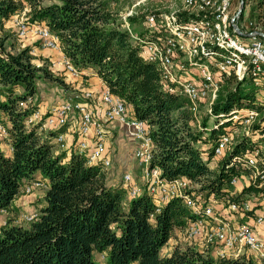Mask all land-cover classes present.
<instances>
[{
    "label": "trees",
    "instance_id": "1",
    "mask_svg": "<svg viewBox=\"0 0 264 264\" xmlns=\"http://www.w3.org/2000/svg\"><path fill=\"white\" fill-rule=\"evenodd\" d=\"M44 1L0 0V121L8 131L3 141L11 150L6 154L0 148V213L16 210L13 200L25 185L35 180L46 183L36 218L23 225L9 216L0 224V264H255L244 256L218 259L211 254L212 243L205 250L176 246L161 256L173 230L195 217L180 198L169 199L159 210L146 191L129 198L124 185L108 183L101 164H90L85 155L74 152L67 157L66 151L53 147L51 138L66 124L47 133L26 127L32 109L19 102L35 94L41 69L32 63L29 46L7 50L6 26L24 9L27 21L46 24L78 72L99 77L145 123L152 140L150 166L167 180L184 178L195 185L196 193L204 198L214 195L225 204L260 196L253 184L243 186L237 195L229 189L231 176L249 172L231 164V152L251 150L253 145L239 138L233 150L226 149L218 158L213 154L218 135L232 127L230 111L254 105V87L245 86L248 80H236L232 73L224 76L211 114L202 113L206 110L201 103L198 124L188 97L163 87L170 83L164 81L158 64L143 55L140 44L110 9L115 0ZM246 3L252 5L249 19L264 28V0H244L243 9ZM146 15H139L141 23ZM133 32L148 38L156 35L143 25ZM81 98L76 100H90L83 94ZM257 110L264 116L260 107ZM96 117H102L100 108ZM256 208L244 211V216L256 215ZM96 252L103 254V262L95 258Z\"/></svg>",
    "mask_w": 264,
    "mask_h": 264
},
{
    "label": "built area",
    "instance_id": "2",
    "mask_svg": "<svg viewBox=\"0 0 264 264\" xmlns=\"http://www.w3.org/2000/svg\"><path fill=\"white\" fill-rule=\"evenodd\" d=\"M243 2L179 0V5L174 4L167 12L161 14L160 8H156L147 13L142 24L148 32H156L153 38L134 33L129 25L126 28L140 44L143 55L160 67L164 81L170 83H164L163 87L169 91L177 90L188 97L198 124L201 103L204 102L206 112L211 114V104L224 76L232 73L236 80L247 79L250 82L256 90L254 105L230 111L228 121L232 122V127L218 135L213 154L219 157L225 154L226 149L233 150L236 138L253 145L251 150L236 154L231 152L230 161L236 168L249 169L247 174L240 175L247 177L244 186L253 184L260 189L259 197L264 198V116H260L257 110L260 107L264 112V28L250 19L243 22V12L249 4L246 3L243 9ZM14 21L18 37L29 36L41 47L57 49L62 59L59 65L67 72L79 74L63 54L57 36L46 24L27 21L24 11L22 15L15 16ZM91 96L88 92L83 93L84 98L91 99ZM99 96L104 108L102 119L94 116L87 103L74 98L51 104L45 111L41 106H30V97L19 102V105L32 109L26 117V127L35 128L41 133L59 129L75 113L78 138L67 143L65 133L61 131L51 138L50 143L53 141V145L66 150L67 157L71 152L85 155L88 163L101 164L102 168L110 164L106 147L109 131L105 128V121L115 117L124 118L131 135L138 140L136 154L142 165L141 177L146 182L141 188L135 184L128 188V185L127 197H135L146 191L157 210L169 199L180 198L195 216L183 228L188 241L199 238L206 246L213 242L220 258L224 257L227 249L243 245L257 251L264 250V239L257 236L260 235L259 230L232 214H243L249 210V199L228 201L225 210L218 212L214 207L222 203L213 195L204 198L201 192L196 193L194 184L184 178L167 180L162 177L158 168L150 167L152 140L145 123L127 116L123 100L110 93L107 87ZM27 101L30 103L27 104ZM7 134L6 126L0 121V136L6 137ZM130 177L129 172L122 176L128 184ZM238 183L237 175L229 180L230 185ZM40 185H44V182L35 180L22 187L21 192L29 193L33 186ZM232 193L235 194L234 191ZM250 197H256V194ZM33 216L29 215L27 219ZM254 220L260 224L264 221V215L257 214Z\"/></svg>",
    "mask_w": 264,
    "mask_h": 264
},
{
    "label": "rangeland",
    "instance_id": "3",
    "mask_svg": "<svg viewBox=\"0 0 264 264\" xmlns=\"http://www.w3.org/2000/svg\"><path fill=\"white\" fill-rule=\"evenodd\" d=\"M45 3L49 2V0H45ZM179 0H115L114 2H111L110 5V9L114 10V13L119 16V21H122L124 24V27L126 28L127 25H129L130 29H134L135 31H139V29H141L142 27V23H141V19L142 17L139 15H143L145 12H151L156 8H160L159 11L160 13H164L167 12L169 10V8H171L172 6H174V4L179 5L178 4ZM23 11L25 12L26 10H22L19 13H15L12 15L10 23H8V26H6V28L8 29L9 32V37L7 38V42H6V47L7 50L11 51V52H16L19 49H22L23 47L29 46L30 47V51L31 54L33 56L32 59V63H34L37 67H39V75L40 78L38 79L37 82V90L35 92V94L30 97L31 98V104L30 106L34 105V106H43V110L45 111L47 109L48 106H50L51 104H56L59 102H62L68 98H77V93H90L91 99L89 100V102L87 103V105H89V109L92 111H94L95 116L97 115V113H99V108L102 111V115L104 116V108H103V102L101 101V98L99 96V94L101 95V91L99 94H96L94 91L92 90H88L87 88H85V82L84 79L85 77L82 76L80 73L78 75L73 74L72 72L67 70H63V67L59 65V61H61V54L59 53V51L57 49H48V48H44L41 47L39 42L35 41V39L30 38L29 36L26 37H18L16 34V24L14 21V17L15 16H19L22 15ZM252 11V5L248 4L246 5L244 12H243V22H245L246 20L249 19L250 13ZM15 27V28H14ZM135 33V32H134ZM43 69H46L47 72L44 73ZM81 75V76H79ZM245 86L251 88L253 87L249 81L243 83ZM78 89H80V91H78ZM254 93L256 92V90L253 88ZM74 91V92H72ZM17 92H20V90L18 89ZM72 92V93H71ZM76 92V94H75ZM3 96H0V98ZM83 98H81L82 100ZM30 102L27 101V104H29ZM126 107V115L130 116V117H134L133 113H132V108L129 105H125ZM30 108V107H28ZM92 111V112H93ZM200 113V112H199ZM202 113H207L202 112ZM75 113L73 115H71V119L70 120H75V124L78 123V118L75 117ZM75 117V119H74ZM99 119H102V117H98ZM69 120V121H70ZM112 120H118L119 122H121L127 129L128 133L131 135V129L126 125L127 123L124 122V118H119V117H115L113 119H106L105 123H107L108 121H112ZM72 122V121H70ZM105 125V124H104ZM64 132V131H63ZM47 133V132H45ZM76 133V132H75ZM107 140H106V147L109 149H112V142L114 141V137L112 136V134L109 132L107 133ZM74 135L73 134V139H74ZM133 136V135H131ZM134 137V136H133ZM236 137V134H235ZM234 137V138H235ZM76 138H78V134H76ZM5 140L6 138L4 136H0V141ZM236 141H238V138H236ZM66 142L68 143L67 139ZM110 143V146L109 144ZM237 142H235L236 144ZM138 147V145H137ZM152 147V146H151ZM8 149V147H7ZM55 149H57L58 151H66L63 150L61 148H59V146H57L55 144ZM137 149V148H136ZM152 150V148H151ZM110 151V149H109ZM4 152L7 154V152L4 150ZM67 152V151H66ZM153 153V151H152ZM134 156L135 159L137 161V163L139 164V166L142 169V165H141V161H140V157L137 156L136 154V150L134 152ZM69 157V156H68ZM218 158V157H216ZM216 160V159H214ZM151 167V166H150ZM159 170V169H158ZM130 173V184H128L127 182L123 181V178L121 177V186H124L127 188H130L131 185L135 184L138 188H141L142 186H144V184H146V182L142 179L141 177V171L138 175V177L136 178L135 176H133ZM161 173V172H160ZM123 176V175H122ZM232 177V176H231ZM230 177V178H231ZM247 179V177H243V176H238V181L239 183L236 185H230L229 189H231V192L234 191L235 194L237 195V192L241 190V188L247 184V181L245 180ZM139 181V183H138ZM140 184V185H139ZM188 187V186H187ZM195 188V185H194ZM46 189V183H44V185H40V186H33L32 191L29 193H24V192H20L16 197L19 198L18 202L21 203L20 205L13 203V205H16V210L8 212V211H4L2 210L0 213V224H5V221L7 220V218H9V216H11V219L14 223L17 224H23L26 225L28 224L30 221H32L34 218H36L38 211L40 209V207L44 204V200H43V193ZM195 190H197L195 188ZM30 197H26V196ZM214 196V195H213ZM215 197V196H214ZM26 203H24L26 199H29ZM242 198V197H241ZM221 199V198H220ZM218 201L220 203H222L221 205H216L214 204V208L216 211H220V210H225V202L218 199ZM17 202V203H18ZM32 204H34V206H31ZM23 208H22V207ZM254 206H258V208H256L255 213L259 214V215H264V198L262 197H251L249 198V207L250 209ZM34 215L33 218L31 219H27V216L29 215ZM234 217H237L239 219H241L240 221H245L247 224H249L250 226H252L254 229H258L260 235H257L258 237H261L262 239H264L261 235H264V221L262 223H257L254 220L255 214L252 215V217L248 216L245 217L244 213H232ZM256 214V215H257ZM168 242V243H167ZM167 247L165 248V250H163L162 252H160L161 256H164V253H167L170 250H173L176 246L178 247H185L187 245H191L194 248H200V249H208V247H206V243H201L200 239H196V241H188L187 237L185 236L184 233V229L183 228H176V230H173L171 236L169 237L168 241H167ZM213 243V242H212ZM215 243V242H214ZM209 245V244H208ZM172 252V251H171ZM212 255L218 259H220L219 255H218V249L217 246L216 248H214L211 251ZM99 257V259L103 262L104 257L103 254H98L97 255ZM246 257V258H251L252 261L255 264H264V250H253L248 248V246L243 245L241 247H234L232 249H227L226 253L224 255L223 258H228V259H237L239 257Z\"/></svg>",
    "mask_w": 264,
    "mask_h": 264
},
{
    "label": "crops",
    "instance_id": "4",
    "mask_svg": "<svg viewBox=\"0 0 264 264\" xmlns=\"http://www.w3.org/2000/svg\"><path fill=\"white\" fill-rule=\"evenodd\" d=\"M85 76H86L84 79L85 86H86L85 88H87L88 90H92L94 92H100L101 90H103L105 88V85L102 82V80L99 77H97L96 75H94L92 72H86ZM78 91H80V89H78ZM72 92H74V91H72ZM75 94H76V92H75ZM76 96H77V98L80 99L82 97V94L77 93ZM41 107H43V106H41ZM74 119H75V117H74ZM70 121H72V122H70ZM70 121H68L66 123V125L63 127L64 128L63 131L65 133V136H66L68 143H71L73 141V134H75V130H76L75 120L74 121L70 120ZM105 128L114 137V141L111 143L112 149L109 148L110 151L108 149L110 164L106 168H104V170L106 172V179H107L108 183L111 185H120L121 184V177L126 172H131V174L137 178L140 171H141V167L137 163L135 156H134V152H135L137 145H138V140L135 137L131 136L128 133L126 127L121 122H119L118 120L108 121L107 123H105ZM51 144L53 145V141ZM108 144L110 146V143H108ZM7 147H8V149H7ZM53 147L55 148V144L53 145ZM0 148L2 150H5L7 152V154H10V152H11L9 142H7V141L2 140L0 142ZM138 183H139V181H138ZM26 197L28 198V197H30V195L29 196L27 195ZM18 199L19 198H17V197L14 198L13 203L20 205L21 203L18 202ZM28 200H30V198L24 200L25 201L24 203H26ZM31 206H34V204H32ZM174 230H176V228ZM261 236L264 238V235H261ZM167 243L161 248L160 252L165 250V248L167 247L166 246ZM171 251L172 250L168 251L167 253H164V256L169 255L171 253ZM98 254H100V253L96 252L94 254V256L97 260H100L99 257L97 256Z\"/></svg>",
    "mask_w": 264,
    "mask_h": 264
}]
</instances>
